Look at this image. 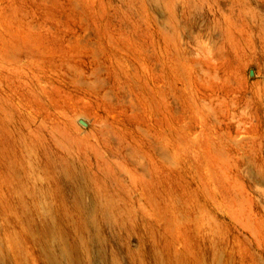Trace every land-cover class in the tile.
<instances>
[{
    "label": "rangeland",
    "instance_id": "rangeland-1",
    "mask_svg": "<svg viewBox=\"0 0 264 264\" xmlns=\"http://www.w3.org/2000/svg\"><path fill=\"white\" fill-rule=\"evenodd\" d=\"M0 264H264V0H0Z\"/></svg>",
    "mask_w": 264,
    "mask_h": 264
},
{
    "label": "water",
    "instance_id": "water-1",
    "mask_svg": "<svg viewBox=\"0 0 264 264\" xmlns=\"http://www.w3.org/2000/svg\"><path fill=\"white\" fill-rule=\"evenodd\" d=\"M253 74V71L252 70H250V75H252ZM79 124H81V125H83V126H85L86 125V123L85 122H83V121H79Z\"/></svg>",
    "mask_w": 264,
    "mask_h": 264
}]
</instances>
